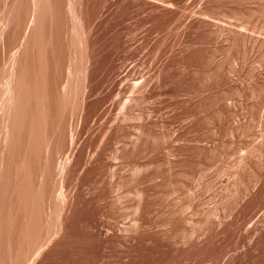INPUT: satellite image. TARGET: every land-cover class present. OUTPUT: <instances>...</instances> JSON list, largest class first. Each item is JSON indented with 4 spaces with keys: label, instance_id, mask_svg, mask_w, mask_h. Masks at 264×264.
Listing matches in <instances>:
<instances>
[{
    "label": "rangeland",
    "instance_id": "374dc122",
    "mask_svg": "<svg viewBox=\"0 0 264 264\" xmlns=\"http://www.w3.org/2000/svg\"><path fill=\"white\" fill-rule=\"evenodd\" d=\"M0 264H264V0H0Z\"/></svg>",
    "mask_w": 264,
    "mask_h": 264
},
{
    "label": "bare ground",
    "instance_id": "6f19581e",
    "mask_svg": "<svg viewBox=\"0 0 264 264\" xmlns=\"http://www.w3.org/2000/svg\"><path fill=\"white\" fill-rule=\"evenodd\" d=\"M13 72H14V69L12 68L11 69V76L13 75ZM11 79H12V77H11ZM10 82H11V80L9 79V82H8V85H7V89L5 90L6 94L8 93V95H9V93L12 95V93H11L12 89H11V87H9L10 86ZM11 95L8 96V100H9V97Z\"/></svg>",
    "mask_w": 264,
    "mask_h": 264
}]
</instances>
